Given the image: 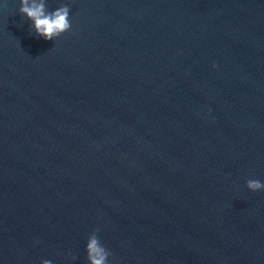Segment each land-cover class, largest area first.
<instances>
[{
	"label": "water",
	"instance_id": "95a60500",
	"mask_svg": "<svg viewBox=\"0 0 264 264\" xmlns=\"http://www.w3.org/2000/svg\"><path fill=\"white\" fill-rule=\"evenodd\" d=\"M64 4L46 41L0 0V264L96 228L109 264H264V0Z\"/></svg>",
	"mask_w": 264,
	"mask_h": 264
},
{
	"label": "clouds",
	"instance_id": "9594fccd",
	"mask_svg": "<svg viewBox=\"0 0 264 264\" xmlns=\"http://www.w3.org/2000/svg\"><path fill=\"white\" fill-rule=\"evenodd\" d=\"M19 14L31 22L32 30L44 40H56L64 33L70 31V8L64 4L55 10L49 11L46 0H20ZM215 67V65H214ZM246 187L251 192L264 190V183L249 179ZM96 228L87 238L86 261L87 264H109L111 252L101 243ZM75 260L76 257L72 256ZM42 264H52L50 260H43Z\"/></svg>",
	"mask_w": 264,
	"mask_h": 264
}]
</instances>
